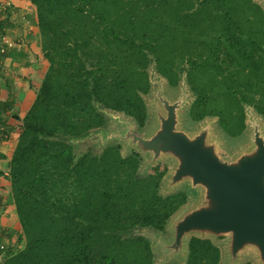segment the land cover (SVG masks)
Segmentation results:
<instances>
[{"label": "trees", "instance_id": "16d2710c", "mask_svg": "<svg viewBox=\"0 0 264 264\" xmlns=\"http://www.w3.org/2000/svg\"><path fill=\"white\" fill-rule=\"evenodd\" d=\"M49 68L22 120L8 179L22 233L0 264H154L137 233L166 231L188 202L162 195L168 170L109 145L73 141L107 126L103 111L144 128L155 71L185 81L194 122L216 119L238 138L246 110L264 121V6L255 0H29ZM0 22V40L4 35ZM6 56L0 51V60ZM21 244V246H20ZM185 264H220L210 239L190 237ZM251 264V263H247Z\"/></svg>", "mask_w": 264, "mask_h": 264}, {"label": "water", "instance_id": "95a60500", "mask_svg": "<svg viewBox=\"0 0 264 264\" xmlns=\"http://www.w3.org/2000/svg\"><path fill=\"white\" fill-rule=\"evenodd\" d=\"M255 1L264 6V0ZM150 81L153 101H145L156 120L153 132L137 133L133 119L104 110L111 126L92 130L74 140L73 145L78 148L92 141L99 152L109 145H119L124 156L135 151L144 160L143 173L169 162L171 169L163 180L162 195L179 192L184 184L195 191L197 202L193 206L187 202L167 225L171 242H163V233L152 230L137 233L151 242L153 252L160 248L163 258L181 255L186 263L190 237L210 239L216 246L221 237H226L222 243L226 264H238L241 256L248 254L256 263L264 264V121L248 108L247 148L234 157L223 156L222 146L211 137L216 119L200 122L192 135L180 129L181 115L193 102L185 81L174 101L164 94L168 84L155 71ZM160 258L154 264H163Z\"/></svg>", "mask_w": 264, "mask_h": 264}, {"label": "crops", "instance_id": "0c3cea01", "mask_svg": "<svg viewBox=\"0 0 264 264\" xmlns=\"http://www.w3.org/2000/svg\"><path fill=\"white\" fill-rule=\"evenodd\" d=\"M9 1L12 6L0 20L3 36L14 43L0 60V247L5 248L19 246L22 233L11 195L9 165L22 120L49 68L42 52L36 9L29 0Z\"/></svg>", "mask_w": 264, "mask_h": 264}, {"label": "rangeland", "instance_id": "374dc122", "mask_svg": "<svg viewBox=\"0 0 264 264\" xmlns=\"http://www.w3.org/2000/svg\"><path fill=\"white\" fill-rule=\"evenodd\" d=\"M164 94L166 95V97L170 100V101H174L179 95H180V88H172L169 86H165L164 87ZM148 99V104L149 101L152 102L153 101V94L152 92H150V94L148 95V97H146ZM150 108V107H149ZM149 110V109H148ZM190 110V105H187L184 109V113L183 115H181V119H180V129L185 132L188 135H192L194 133H196L198 131V129L200 128V124L197 122H194L190 116L189 113ZM151 111V108L149 110V113ZM252 113H254L252 111ZM255 114V113H254ZM111 121L108 120L107 125L110 127L111 126ZM136 127V131L137 133H142L144 134H148L149 132H153V130L155 129L156 126V120L153 119L152 114H149V118L148 121L145 125L144 128H140L137 124L134 125ZM249 133L246 130V132L238 137V138H231L229 136H227L223 130L219 127V125L217 123H215V126L212 127L211 129V137L214 139H216V141L219 142V144L222 146V150L223 156H235L237 153H241L244 149L247 148V144H248V136ZM94 142L92 141H88L84 144H81L78 148H77V153H82V152H86L88 150H91L95 153H99V151H97L96 149H94L92 147ZM169 162L166 163H161L159 166L160 170H169L171 169V166L168 165ZM151 173H153L152 171H150ZM178 191H182L184 193L187 194L188 196V205L193 206L196 202H197V194L195 193L194 190H192L190 187H188L186 184L182 185L180 188H178ZM155 233V232H154ZM161 240L165 243H169L172 240V232L169 230V227L166 229V231L162 234V237H160ZM227 238L226 237H221L219 243H217L218 247L221 249V261L220 264H226L227 263V259L224 256V251H223V242H225ZM151 241L153 242V239H151ZM154 257L155 260H158L160 257L161 261L163 264H183L185 263V257H182L181 255H176V256H172V257H168V258H163V253L161 251V249L159 248H154ZM164 259V261H163ZM247 263H251V264H258L256 263L255 257H251L249 254L248 255H242L238 264H247Z\"/></svg>", "mask_w": 264, "mask_h": 264}, {"label": "built area", "instance_id": "2783aa9c", "mask_svg": "<svg viewBox=\"0 0 264 264\" xmlns=\"http://www.w3.org/2000/svg\"><path fill=\"white\" fill-rule=\"evenodd\" d=\"M11 2L9 0H0V20L5 15L7 10L11 8ZM2 46L0 47L1 53H4L6 51V48H13L14 43L9 41L5 36L1 38ZM3 249V247L1 246Z\"/></svg>", "mask_w": 264, "mask_h": 264}, {"label": "flooded vegetation", "instance_id": "af4514ba", "mask_svg": "<svg viewBox=\"0 0 264 264\" xmlns=\"http://www.w3.org/2000/svg\"><path fill=\"white\" fill-rule=\"evenodd\" d=\"M221 250V249H220Z\"/></svg>", "mask_w": 264, "mask_h": 264}]
</instances>
